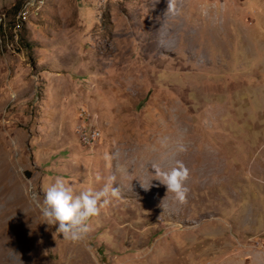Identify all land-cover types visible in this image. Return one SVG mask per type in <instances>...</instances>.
<instances>
[{
	"label": "rangeland",
	"instance_id": "374dc122",
	"mask_svg": "<svg viewBox=\"0 0 264 264\" xmlns=\"http://www.w3.org/2000/svg\"><path fill=\"white\" fill-rule=\"evenodd\" d=\"M0 17V264H264V0H0ZM176 159L184 203L151 168ZM58 176L120 189L82 241L32 198Z\"/></svg>",
	"mask_w": 264,
	"mask_h": 264
},
{
	"label": "clouds",
	"instance_id": "9594fccd",
	"mask_svg": "<svg viewBox=\"0 0 264 264\" xmlns=\"http://www.w3.org/2000/svg\"><path fill=\"white\" fill-rule=\"evenodd\" d=\"M173 6L174 0H167V9L171 10ZM178 151L183 152L185 149L180 147ZM151 168L154 170V176L158 178L154 180H158L165 186L166 194L171 192L178 202H186L189 191L186 187L189 169L183 161L176 159L168 170H163L156 164H153ZM114 179L111 178L100 190L88 187L77 194L64 177L58 176L49 184L42 197L39 192L33 191L32 198L37 201V207L46 224L58 225L55 234L62 235L66 240L82 241L89 231L88 220L98 215L100 207L108 204L106 197L120 195V189L113 187ZM151 181H148L147 187L141 183L140 186L147 191L152 186ZM13 254L19 256L14 251Z\"/></svg>",
	"mask_w": 264,
	"mask_h": 264
},
{
	"label": "built area",
	"instance_id": "2783aa9c",
	"mask_svg": "<svg viewBox=\"0 0 264 264\" xmlns=\"http://www.w3.org/2000/svg\"><path fill=\"white\" fill-rule=\"evenodd\" d=\"M29 5L28 1H25V3L21 6V8L18 10L16 19L20 21H24L25 18L28 15L27 6ZM2 20V17H0V22ZM100 140V133L92 125H87L80 130H78V141L83 146H93ZM254 247L256 248H263L264 247V241L258 240L254 241L253 243Z\"/></svg>",
	"mask_w": 264,
	"mask_h": 264
},
{
	"label": "trees",
	"instance_id": "16d2710c",
	"mask_svg": "<svg viewBox=\"0 0 264 264\" xmlns=\"http://www.w3.org/2000/svg\"><path fill=\"white\" fill-rule=\"evenodd\" d=\"M12 8H13V7H12ZM11 10H12V9H11ZM0 34H1V30H0ZM19 42L22 43L23 41H21V39H19ZM22 45L24 46L25 49H27V45H24V44H22Z\"/></svg>",
	"mask_w": 264,
	"mask_h": 264
},
{
	"label": "bare ground",
	"instance_id": "6f19581e",
	"mask_svg": "<svg viewBox=\"0 0 264 264\" xmlns=\"http://www.w3.org/2000/svg\"><path fill=\"white\" fill-rule=\"evenodd\" d=\"M1 257V256H0Z\"/></svg>",
	"mask_w": 264,
	"mask_h": 264
}]
</instances>
